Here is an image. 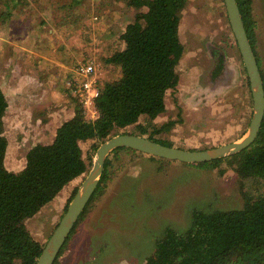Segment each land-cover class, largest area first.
I'll list each match as a JSON object with an SVG mask.
<instances>
[{
  "label": "rangeland",
  "instance_id": "1",
  "mask_svg": "<svg viewBox=\"0 0 264 264\" xmlns=\"http://www.w3.org/2000/svg\"><path fill=\"white\" fill-rule=\"evenodd\" d=\"M88 6L94 7V11ZM146 10L130 6L128 0H0V80L9 82L15 73L20 80L39 72L38 66L34 67L29 60L33 57L29 51L32 47L39 49L46 44L49 62L52 57L65 61V67L49 65L47 73L46 69L42 73L43 77L46 74L45 80H41L43 84L38 85L36 95L41 105L35 108L36 115H42V126L27 136L30 145L51 143L57 128L74 112L75 97L67 89V82L79 61H94L101 83L119 76V68L105 59L121 49V44L125 46L121 35L126 22L134 21L138 12ZM115 13L120 17L114 18ZM253 15L254 44L264 73V0H253ZM52 28L54 32L49 31ZM105 31L108 33L103 34ZM180 36L187 51L180 67V88L169 91L170 109L156 122L177 116L180 120L170 131L156 134V138L192 150L209 149L242 138L253 115V97L224 0H190L183 11ZM208 40L221 43L228 54L227 65L218 78L223 88L217 87L219 92L214 101H203L205 107L195 106L187 103L186 98L194 96L193 84L210 61L206 50L197 51L202 57V67L199 73L197 69L190 73L193 58L188 53ZM73 45L86 50H78L77 57H73L72 51L66 49ZM141 120L146 121L144 117ZM134 131L135 125H130L120 133ZM10 138H15L14 131ZM95 142L90 139L81 143L84 157L92 156V163ZM18 148L19 144L13 142L11 161ZM23 153L22 162H26ZM108 158V176L102 184L105 190L96 194L76 223L74 233L63 246L59 264H146L168 227L180 232L190 227L193 210L212 212L243 206L238 176L227 163L220 167L197 166L133 149H120ZM222 169H226L224 173ZM88 171L26 220L32 236L41 244L49 240Z\"/></svg>",
  "mask_w": 264,
  "mask_h": 264
},
{
  "label": "trees",
  "instance_id": "2",
  "mask_svg": "<svg viewBox=\"0 0 264 264\" xmlns=\"http://www.w3.org/2000/svg\"><path fill=\"white\" fill-rule=\"evenodd\" d=\"M237 1L259 62L254 44L253 0ZM189 2L128 0L130 6L147 10L138 12L126 26L121 35L124 48L105 59L119 68L120 74L103 83L98 78L101 89L96 99L98 117L86 118L82 103L67 88L75 97L74 114L57 128L51 143H37L28 151L26 165L18 172L9 170L5 162L9 141L4 116L9 103L0 86V264L38 263L44 245L32 236L26 220L89 170L92 156L88 160L84 157L82 142L94 139L96 151L108 138L135 125L132 134L173 146L156 138V134L170 131L180 119L171 118L162 124L155 119L169 111L167 95L181 82L180 67L186 46L180 36V25ZM8 5L5 6L10 13ZM120 149L131 148L120 147L112 153ZM223 163L238 176L243 206L212 212L193 210L190 227L182 232L168 227L146 264H264V119L250 146L234 155L196 165L220 167ZM109 164L107 158L97 190L82 215L96 194L105 190L102 184L107 180ZM62 253L63 248L54 264H59Z\"/></svg>",
  "mask_w": 264,
  "mask_h": 264
},
{
  "label": "water",
  "instance_id": "3",
  "mask_svg": "<svg viewBox=\"0 0 264 264\" xmlns=\"http://www.w3.org/2000/svg\"><path fill=\"white\" fill-rule=\"evenodd\" d=\"M232 31L239 47L253 97L254 111L246 134L221 146L192 150L169 146L146 136L121 133L111 136L96 150L93 163L79 186L61 221L53 231L37 264H54L77 221L97 190L108 156L117 148L127 147L170 161L198 164L234 155L250 146L257 138L264 119V79L255 51L247 34L237 0H224Z\"/></svg>",
  "mask_w": 264,
  "mask_h": 264
},
{
  "label": "crops",
  "instance_id": "4",
  "mask_svg": "<svg viewBox=\"0 0 264 264\" xmlns=\"http://www.w3.org/2000/svg\"><path fill=\"white\" fill-rule=\"evenodd\" d=\"M90 11H94V7L90 8L88 6ZM130 9H132L130 7ZM102 17H105L102 15ZM120 17V15H117L115 13L114 18ZM97 18V17H96ZM130 21L126 22V26L129 24ZM126 26L123 28V32L126 28ZM49 31L54 32V28L50 29ZM122 32V33H123ZM103 33V32H102ZM108 32L105 31L103 34H107ZM101 37H103L101 35ZM104 39L100 40L98 43L103 42ZM44 42V41H42ZM74 47H67L66 49H70L72 51L73 57H77L76 53L78 50H86L82 48L81 45H73ZM121 49L124 48V44H121ZM46 44H43L41 48L34 49L33 47L29 49L31 52L30 56H33L29 58L30 62L33 64V66H38L39 72L27 74L22 79L18 80L17 76L18 74L15 73L12 76V79L9 82H5L4 80H0V86L2 90L4 91L7 101L9 103V106L7 108L6 114L4 116V124H5V134L7 136V139L9 141L7 156H6V166L9 170L18 172L22 170L26 162H22L23 160V152L25 151V158L28 153V151L35 145L31 144V141L29 140L28 135H30V132L32 130H37V127L42 126V115H36L35 108L38 105H41L38 103L41 99L37 100V89L39 84L41 83V80H45V76H42L43 71L46 69V73L48 70V66H55L58 68L59 66L65 67V61L58 60L56 57L50 58V62L48 59V55L45 51ZM56 59V60H54ZM180 86V85H179ZM230 88L232 86L228 85ZM223 88V86H222ZM223 92V90L221 91ZM39 95H41L39 91ZM37 102V103H36ZM74 113H72L70 116H72ZM69 116V117H70ZM158 117H161L158 116ZM157 117V118H158ZM157 118L155 121H157ZM162 123V122H157ZM32 127V128H31ZM13 131L15 132V138L11 140L10 135L13 134ZM13 142L19 144L18 153L14 155L13 161H11V157L13 154L12 145ZM29 144V148L26 149V145Z\"/></svg>",
  "mask_w": 264,
  "mask_h": 264
},
{
  "label": "flooded vegetation",
  "instance_id": "5",
  "mask_svg": "<svg viewBox=\"0 0 264 264\" xmlns=\"http://www.w3.org/2000/svg\"><path fill=\"white\" fill-rule=\"evenodd\" d=\"M195 44L197 43L195 42ZM196 48L197 49L192 48L191 50H189V53H188L192 56L193 61L195 60V62L191 61V65L189 66V69H188L189 72L192 73L194 70L197 69L196 71L199 73L198 70L202 67L200 63V61L202 60V57H200L197 52L199 50L200 51L206 50L207 59H209L210 63L204 68L203 72L198 75V81L195 84H193L195 94L194 96L189 97L188 99L186 98V102L194 104L195 106L203 105L205 107L203 101L211 100V99H212L211 101H214L216 99L214 98L216 95V92H219V90L217 91L218 89L217 87L223 86V82L222 81L220 82L218 78L221 76V74L223 73V70L225 69L227 65L228 54L225 52V48L221 45V43L213 42L212 40H208L202 46H197ZM193 53H195V56ZM186 54H187V51H186ZM186 54H185V57H186ZM181 76H182V73H181ZM232 77L233 76H231V79ZM231 79L229 78V80ZM179 88L180 86L177 89ZM176 90H173V91H176ZM171 118L172 117H170L169 119ZM178 118L179 117L177 116V118H172V119L176 120ZM169 119H167L166 121H168ZM163 141H166V140H163Z\"/></svg>",
  "mask_w": 264,
  "mask_h": 264
},
{
  "label": "built area",
  "instance_id": "6",
  "mask_svg": "<svg viewBox=\"0 0 264 264\" xmlns=\"http://www.w3.org/2000/svg\"><path fill=\"white\" fill-rule=\"evenodd\" d=\"M74 74V75H73ZM67 84L73 95L82 103L85 116L95 119L99 115L96 99L100 95L98 68L92 60L79 61Z\"/></svg>",
  "mask_w": 264,
  "mask_h": 264
}]
</instances>
